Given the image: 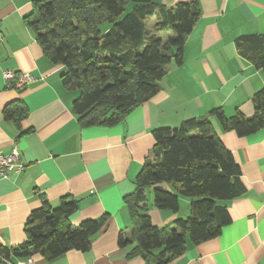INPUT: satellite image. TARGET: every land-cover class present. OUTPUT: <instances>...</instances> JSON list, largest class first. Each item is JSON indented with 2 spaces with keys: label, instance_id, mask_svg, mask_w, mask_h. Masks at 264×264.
I'll use <instances>...</instances> for the list:
<instances>
[{
  "label": "crops",
  "instance_id": "obj_1",
  "mask_svg": "<svg viewBox=\"0 0 264 264\" xmlns=\"http://www.w3.org/2000/svg\"><path fill=\"white\" fill-rule=\"evenodd\" d=\"M35 1L0 0V154H9L16 146L26 164L21 174L0 181V248L26 241L25 224L43 198L58 207L62 198L71 197L79 203L73 226L107 215L106 226L92 238L87 252L71 250L53 261L37 254L32 256L36 264H147L130 258L134 242L120 247L118 241L120 234H131L124 199L136 192V178L153 158V132L179 129L215 109L226 117L238 111L254 115L253 97L264 87V72L239 52L236 40L264 35V0H158L166 8L198 2L201 15L187 39L182 64L172 62L160 91L124 122L89 128H82L73 112L79 92L63 86L64 69L44 55L25 21ZM154 18L153 28L147 30L168 39L171 32L157 30ZM6 71L29 73L36 80L23 91L8 88ZM14 103L28 110L20 124L5 114ZM212 123L241 167L245 193L221 203L231 222L217 238L189 243L187 251L169 264H264V128L240 137L223 129L216 117ZM147 190V213L156 227L191 215L190 199L180 197L178 213L159 210ZM0 256L8 261L0 264L24 260Z\"/></svg>",
  "mask_w": 264,
  "mask_h": 264
},
{
  "label": "trees",
  "instance_id": "obj_2",
  "mask_svg": "<svg viewBox=\"0 0 264 264\" xmlns=\"http://www.w3.org/2000/svg\"><path fill=\"white\" fill-rule=\"evenodd\" d=\"M201 15L198 2H180L166 8L158 0H36L25 21L44 55L64 69L63 86L79 92L73 112L82 128L115 127L138 106L160 91V82L172 62H183L187 39ZM156 17L157 30L171 32L168 39L147 30ZM239 52L264 72V35H245L236 40ZM255 113L238 111L226 117L215 109L208 117L186 121L179 129L153 132V158L136 178V192L125 197L132 230L120 234L119 246L136 244L130 258L147 264H169L187 251L189 243L217 238L231 222L221 203L241 198L242 171L232 152L216 134L212 117L226 131L240 137L264 128V87L253 97ZM6 117L18 124L28 116L22 103H14ZM152 188L159 210L178 213L180 197L190 199L191 215L167 227H156L149 214L146 190ZM79 203L71 197L58 207L43 198L25 224L26 241L0 253L27 259L41 255L53 261L71 250L87 252L92 238L106 226L109 216L86 220L78 227L71 218Z\"/></svg>",
  "mask_w": 264,
  "mask_h": 264
},
{
  "label": "built area",
  "instance_id": "obj_3",
  "mask_svg": "<svg viewBox=\"0 0 264 264\" xmlns=\"http://www.w3.org/2000/svg\"><path fill=\"white\" fill-rule=\"evenodd\" d=\"M1 41V38H0ZM4 81L8 88H15L23 91L33 82L36 78L29 73H15L6 71L3 73ZM26 169V164L20 158L19 149L14 146L9 154H0V181L9 179L12 174H21ZM8 262L0 256V262ZM16 264H36L32 257L20 260Z\"/></svg>",
  "mask_w": 264,
  "mask_h": 264
},
{
  "label": "rangeland",
  "instance_id": "obj_4",
  "mask_svg": "<svg viewBox=\"0 0 264 264\" xmlns=\"http://www.w3.org/2000/svg\"><path fill=\"white\" fill-rule=\"evenodd\" d=\"M154 21H155V18L154 17L148 19V22H147L146 25H147V27H148L149 30H151L153 28ZM147 194L148 195L150 194L151 195V198H154V192H153V189L152 188H149L147 190Z\"/></svg>",
  "mask_w": 264,
  "mask_h": 264
}]
</instances>
